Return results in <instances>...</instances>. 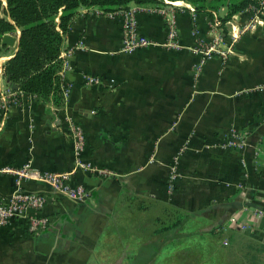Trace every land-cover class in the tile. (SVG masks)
<instances>
[{
	"label": "crops",
	"instance_id": "1",
	"mask_svg": "<svg viewBox=\"0 0 264 264\" xmlns=\"http://www.w3.org/2000/svg\"><path fill=\"white\" fill-rule=\"evenodd\" d=\"M128 8L138 32L155 43L123 53L119 14L109 19L96 14L105 8H83L62 44L73 53L65 75L69 95L61 105L52 96L13 91L2 76L10 56L0 58V168L31 160L41 171H70L75 143L69 118L84 132L83 159L112 173L75 171L71 183L89 190L82 201L54 195L40 181H25L27 189L50 193L45 212L51 223L36 235L20 223L0 228V264H76L109 222L136 220L149 211L152 218L164 208L200 219L203 233L206 228L225 237L237 233L264 244V220L245 210L264 208V18L246 10L224 20L225 7L196 12L184 1ZM161 8L174 13L178 48L164 45ZM216 37L226 57L213 53L198 68L202 54L195 51L196 40L209 44ZM89 75L100 82L88 84ZM233 132L246 144L221 147ZM184 145L179 176L168 192L169 165ZM12 188L13 175L0 173V198Z\"/></svg>",
	"mask_w": 264,
	"mask_h": 264
},
{
	"label": "trees",
	"instance_id": "2",
	"mask_svg": "<svg viewBox=\"0 0 264 264\" xmlns=\"http://www.w3.org/2000/svg\"><path fill=\"white\" fill-rule=\"evenodd\" d=\"M3 1L6 3L3 6ZM157 0H0V58L10 56L2 64V76L8 84L17 85L24 93L34 94L42 99L52 96L56 105H61L63 97L58 72L61 67L60 52L65 34L74 19L85 7H102L104 10L127 8L130 3L145 4ZM184 1L196 12L227 9L224 20L250 7H259L260 0H169ZM19 29L18 43L10 47L2 43L3 35ZM13 90V91H16ZM166 210V211H165ZM193 215L164 208L152 220L151 236L153 247L159 246L169 235L185 237L200 234L193 230L187 234L184 225ZM140 225L137 228H145ZM137 229V231H138ZM149 229V227H148ZM27 231V230H26ZM186 233V234H185ZM205 234V233H201ZM208 234L215 236L214 229ZM150 236V234H149ZM175 236V237H177ZM154 249V248H153Z\"/></svg>",
	"mask_w": 264,
	"mask_h": 264
},
{
	"label": "built area",
	"instance_id": "3",
	"mask_svg": "<svg viewBox=\"0 0 264 264\" xmlns=\"http://www.w3.org/2000/svg\"><path fill=\"white\" fill-rule=\"evenodd\" d=\"M119 9L120 11L98 10L96 14L109 19H114L117 14H119L121 20L120 51L130 54L137 48L153 45L155 43L153 40L138 32L137 19L133 10L129 8ZM250 10L255 19L258 17L261 18V16L264 17V0L259 3V7L251 6ZM157 11L163 15L167 29V40L164 45L178 48V27L173 11L164 8L157 9ZM218 24V19L214 18V27ZM195 51L202 54V59L198 63V68H200L207 59L211 58L213 53L219 54L223 58L226 57L225 51L218 49V37L209 44H206L202 40H196ZM72 53V50H62L60 52L61 67L58 75L63 98L69 95L70 83L65 81V75L70 68ZM85 79L88 84H98L101 80L99 77L91 75L85 77ZM12 93L13 92L10 90L7 91L9 95ZM4 96H7L6 93ZM6 106V100H4L2 108H6ZM67 121L71 130V136L75 143L73 165L70 171H41L33 166L31 160H27L19 167L5 166L0 168V173L13 175V188L11 193L5 198H0V228L7 227L14 223H20L26 228L29 234L36 235L50 225L51 218L45 212V208L52 198L50 193L27 189L24 186V182L27 180H36L44 183L54 195H60L75 201H82L89 195V190L82 184L71 183V176L75 171L81 170L101 176L112 174L108 169L99 167L83 159L82 154L85 146L84 132L78 124L72 122L69 118H67ZM245 144V139L233 132L232 135L229 133L222 138L221 147L231 149L237 146L242 147ZM185 148L186 145L179 149V152L174 155L172 163L169 165L167 180L168 192L173 190L175 181L179 176L176 164L179 153ZM238 187H242V185L239 184ZM245 210L251 213L255 218L264 220V208L249 209V207H245ZM224 243L226 244V240Z\"/></svg>",
	"mask_w": 264,
	"mask_h": 264
},
{
	"label": "rangeland",
	"instance_id": "4",
	"mask_svg": "<svg viewBox=\"0 0 264 264\" xmlns=\"http://www.w3.org/2000/svg\"><path fill=\"white\" fill-rule=\"evenodd\" d=\"M5 7V2L3 1ZM261 18H264L261 16ZM152 211L138 213L136 220L109 222L96 235L93 250H85L81 261L76 264H264V244L245 238L240 234L214 237L199 229L202 221L190 217L184 225V231L191 234L193 230L200 234L185 237L169 235L159 246L153 247L151 241H158V236H151ZM149 216V218H148ZM150 219V220H149ZM131 221L132 224L129 223ZM123 222V227L122 223ZM121 225V227H119ZM132 225L133 227H128ZM149 227V229H148ZM138 229V231H137ZM189 232V233H188ZM150 234V236H149ZM186 234V233H185ZM177 236V237H175ZM226 240V244L224 241ZM154 248V249H153ZM73 264V263H72Z\"/></svg>",
	"mask_w": 264,
	"mask_h": 264
},
{
	"label": "water",
	"instance_id": "5",
	"mask_svg": "<svg viewBox=\"0 0 264 264\" xmlns=\"http://www.w3.org/2000/svg\"><path fill=\"white\" fill-rule=\"evenodd\" d=\"M18 37L19 35L15 36L14 33H7L3 35L2 43L7 44L10 47H13L15 46V43L16 44L18 43ZM11 87L13 90H16L18 88L17 85L15 84H12Z\"/></svg>",
	"mask_w": 264,
	"mask_h": 264
}]
</instances>
